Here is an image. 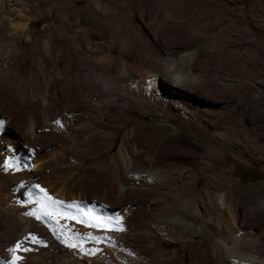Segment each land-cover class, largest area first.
<instances>
[{"label":"bare ground","instance_id":"obj_1","mask_svg":"<svg viewBox=\"0 0 264 264\" xmlns=\"http://www.w3.org/2000/svg\"><path fill=\"white\" fill-rule=\"evenodd\" d=\"M82 1L75 8L72 0H0V262L11 259L7 250L19 240L29 251L17 253V264H185L184 246L165 257L161 241L200 236L201 260L193 264H264V219L259 227L245 222L234 193H219L215 183L199 195L191 188L211 162L187 157L185 131L164 128L159 115L153 124L133 126L122 114L149 102L189 120L185 98L208 91L218 76L170 22L183 20L180 12L190 4L194 12L217 15L221 24L204 31L217 30L215 43L232 10L210 6L219 0H151L127 16L121 9L137 0ZM53 15L50 35L31 38L32 23ZM54 33L71 52L53 43ZM31 41L33 58L23 68L21 45ZM34 185L75 218L41 222L27 215L39 207L29 195L38 191ZM163 187L170 190L160 193ZM256 211L264 212V202L249 215ZM33 235L43 243L25 241Z\"/></svg>","mask_w":264,"mask_h":264},{"label":"rangeland","instance_id":"obj_2","mask_svg":"<svg viewBox=\"0 0 264 264\" xmlns=\"http://www.w3.org/2000/svg\"><path fill=\"white\" fill-rule=\"evenodd\" d=\"M58 1L68 2L69 0ZM149 1L151 0H137L132 6L121 9L120 15L130 16L132 10H136L138 6L147 4ZM72 3L75 8H80L84 2L72 0ZM209 3L215 8L221 5V8L224 6L232 10V22L224 24L225 27L222 28L223 30L221 29L215 43L213 42V33H217V30L214 29L213 33H207L208 35L204 31L210 25L221 24L217 21V15L204 14L203 10L194 12L193 7L195 6L190 4L180 12L183 20L169 22L170 24L175 22V32L184 36L181 38L183 41L190 40L191 49L200 51L202 59L209 58L208 73L225 81H220L217 78L219 81L215 79V82L208 85V91H198L187 95L185 99L189 104L186 116L189 120H181L169 115L163 107L149 102L143 105L144 108L130 106L123 109L122 114L133 122V126L153 124L155 117L159 115L165 120L164 128L177 127L179 130L185 131L186 141L190 144L187 157L198 161L202 160L208 164L214 163L213 165L210 163L207 167L208 171H203L198 180L191 185L195 194H202L205 188L213 186L214 183V187L219 193L229 189L236 197V203L239 206L237 212L244 215L242 218L245 219V222L259 227V223L263 222L264 212L261 214L256 211L249 215V209L255 207L260 201L264 202V0H237L238 4L235 7L225 0L213 3L210 1ZM209 3H204V5H209ZM200 5L199 3L198 6ZM204 5L200 7L203 8ZM167 6L172 8L174 4ZM192 19L195 22L190 24ZM54 20L55 16L53 15L49 18L42 17L32 23L30 30H33L34 33L29 34L31 38L49 36L51 30L46 25ZM205 26H207L206 29ZM26 39L23 37V41ZM178 39L181 40L179 37ZM57 42L62 48L65 47L67 51L71 52L70 44L63 42L54 33L53 43ZM31 43L32 41L24 42L21 45L25 50L23 55L26 57L23 68H26L33 58ZM199 109L206 113L198 112L199 116H196L194 110L197 112ZM192 117L197 119L193 120ZM197 120L207 128L205 130L196 128ZM200 124L198 123V125ZM123 131L124 129L117 135V142L121 139ZM210 131L225 142L214 140ZM164 137L169 138L167 135ZM118 143L115 144L113 150L116 149ZM113 150L103 154L99 160L109 153L112 154ZM171 152L178 153V148H173ZM211 174L216 176L214 180L210 178ZM167 190H170L169 187H163L159 192L164 193ZM69 205L74 210L73 204ZM195 223L199 226L200 219L195 220ZM200 240V236L190 238L185 242L162 240L160 248L165 251V257H168L172 252L184 246L185 264L199 263L203 247L199 244ZM261 240L264 246V237ZM81 241L79 239V242ZM60 252L62 253V250ZM260 256L264 257V254L262 253Z\"/></svg>","mask_w":264,"mask_h":264},{"label":"snow or ice","instance_id":"obj_3","mask_svg":"<svg viewBox=\"0 0 264 264\" xmlns=\"http://www.w3.org/2000/svg\"><path fill=\"white\" fill-rule=\"evenodd\" d=\"M55 123L59 125L60 121L57 120L55 121ZM33 188L38 189V191L34 193H30L29 195L35 197L32 202L39 205V207L35 209L34 211L27 213V215L33 216L36 220L41 221V222H45L46 217L48 219H52L54 222H56L61 217L65 219L75 218L70 213H64V212L57 211V209L53 207L54 205L62 206L64 204L63 201L53 200L43 188H40L39 185H34ZM69 208H71L70 205H69ZM89 219L93 220L94 218L89 217ZM116 222H117V225H119L118 217H117ZM91 226L98 227V228L106 227L105 225L99 222H94ZM28 239H31L35 243H41V244L43 243L42 241H38L34 235L30 237H25V241H27ZM88 239L93 240V241H98V238L95 236H89ZM61 243H64L65 246L68 247L69 249H75L78 246L77 243H73L71 242V240H61ZM7 251L12 254L11 259L4 261V262H0V264H17V262L22 259V257L18 255L17 253L20 251L26 252V251H29V249L24 248L23 242L18 240L15 242L14 247L9 248Z\"/></svg>","mask_w":264,"mask_h":264}]
</instances>
